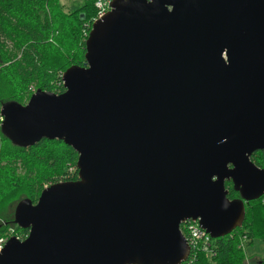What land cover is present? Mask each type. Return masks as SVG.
<instances>
[{"label": "water", "instance_id": "1", "mask_svg": "<svg viewBox=\"0 0 264 264\" xmlns=\"http://www.w3.org/2000/svg\"><path fill=\"white\" fill-rule=\"evenodd\" d=\"M61 93L2 109L15 143L61 139L78 179L23 199L0 264H181L180 225L232 233L264 195V0H112ZM241 198L230 199L226 182Z\"/></svg>", "mask_w": 264, "mask_h": 264}, {"label": "trees", "instance_id": "2", "mask_svg": "<svg viewBox=\"0 0 264 264\" xmlns=\"http://www.w3.org/2000/svg\"><path fill=\"white\" fill-rule=\"evenodd\" d=\"M64 6L61 0H0L1 114L5 104H26L38 89L63 92L64 71L72 65H85V41L97 9L93 1L87 0H70L66 11ZM8 40L13 43L10 50L5 44ZM32 82L36 83V87L30 86ZM0 130L3 142L0 146V182L6 181L16 168L31 170L32 163L44 168L42 175L47 181L51 180L48 176L56 171L61 179L53 183L78 179V153L63 140L43 138L24 146L6 136L2 126ZM5 160L7 166L2 164ZM251 160L264 168V153L261 150L255 151ZM68 166L73 167L71 173ZM7 168L10 172L5 173ZM29 178L27 184L19 183L15 178H10L9 183L6 181L9 186H6L8 194L5 197L10 198L8 201L14 207L9 210V203H3L0 219L3 216L5 219L0 220V236L11 229L21 236L20 240L28 235L29 229L16 222L17 205L23 199L36 203L45 188L41 178ZM226 185L230 199L241 198L232 182L227 181ZM257 238L264 241V195L246 202L245 219L240 227L226 236L214 238L216 247L213 256L199 251L193 264H245L248 258L245 249ZM242 239H245V249L240 246ZM254 263L264 264V258Z\"/></svg>", "mask_w": 264, "mask_h": 264}, {"label": "built area", "instance_id": "3", "mask_svg": "<svg viewBox=\"0 0 264 264\" xmlns=\"http://www.w3.org/2000/svg\"><path fill=\"white\" fill-rule=\"evenodd\" d=\"M87 1H93L97 9V15L94 18L93 22L96 19L102 17L106 12H108L111 9L110 3L112 0H87ZM32 90L34 89L32 88ZM3 119L4 118L0 113V127L2 126ZM180 229L185 237V240L187 241L190 247V253L187 259L183 261L181 264H193L194 259L199 251L207 253L209 256H213L215 254L216 246L214 244V238L204 228L201 227L199 223V219L197 220L190 219L182 222L180 225ZM12 236L21 239V236L19 234H14L13 229H11L6 234L0 236V252L4 248L9 238ZM244 241L245 239L241 240L240 246L245 249Z\"/></svg>", "mask_w": 264, "mask_h": 264}, {"label": "rangeland", "instance_id": "4", "mask_svg": "<svg viewBox=\"0 0 264 264\" xmlns=\"http://www.w3.org/2000/svg\"><path fill=\"white\" fill-rule=\"evenodd\" d=\"M62 3L65 5L64 6V10H68L69 9V5H70V0H61ZM6 44V48L7 49H12L13 48V43L12 41L8 40L5 42ZM58 83V82H57ZM30 86H33V87H36V83L32 82L30 84ZM1 109V107H0ZM3 145V142L2 140L0 139V146ZM3 166H7L8 163H7V160L3 161L2 162ZM33 166H31V170L28 169L27 167H20V168H16L15 169V173H12V174H9L8 175V178H7V183L10 182V178H15L19 181V183H24V184H27V182L29 181V177L33 178V179H40L41 178V182L42 184L44 185V187H47L49 186L50 184L53 183V181L55 180H58V179H61V176L58 174L59 172L56 171V172H53L51 174V176H48L50 177V181H47L46 178H43V173H44V168L43 167H37V164L35 163H32ZM69 167V166H68ZM69 173H71L70 171H73V167H69ZM9 171L10 172V169L7 168L5 170V173ZM5 177V175H4ZM42 179H45V180H42ZM5 180L1 181L0 182V211L3 209V203L7 204L9 203V210L10 208L13 209L12 207H14V205L12 206V204H10V202L8 201V197H5V195L8 194V190H6V186L8 187L9 185L6 183ZM52 181V182H51ZM31 187V186H30ZM24 195V194H23ZM11 206V207H10ZM4 211V210H3ZM7 218H9V215L8 212H7ZM6 218V219H7ZM4 216L0 219V220H4ZM246 254L248 256L247 260H245V264H255L254 262L255 261H259L261 258H264V241L261 240L260 238H257L254 240L253 244L248 246L246 249ZM251 256V257H250Z\"/></svg>", "mask_w": 264, "mask_h": 264}, {"label": "bare ground", "instance_id": "5", "mask_svg": "<svg viewBox=\"0 0 264 264\" xmlns=\"http://www.w3.org/2000/svg\"><path fill=\"white\" fill-rule=\"evenodd\" d=\"M85 1V0H84ZM0 106H1V104H0ZM1 131V130H0ZM1 135V134H0Z\"/></svg>", "mask_w": 264, "mask_h": 264}]
</instances>
